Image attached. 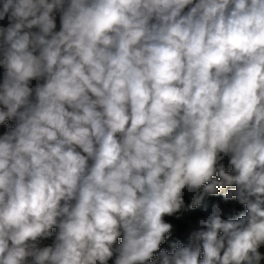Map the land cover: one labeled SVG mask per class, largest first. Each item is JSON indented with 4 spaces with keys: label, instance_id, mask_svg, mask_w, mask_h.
<instances>
[{
    "label": "clouds",
    "instance_id": "obj_1",
    "mask_svg": "<svg viewBox=\"0 0 264 264\" xmlns=\"http://www.w3.org/2000/svg\"><path fill=\"white\" fill-rule=\"evenodd\" d=\"M0 22V264H264V0Z\"/></svg>",
    "mask_w": 264,
    "mask_h": 264
},
{
    "label": "trees",
    "instance_id": "obj_2",
    "mask_svg": "<svg viewBox=\"0 0 264 264\" xmlns=\"http://www.w3.org/2000/svg\"><path fill=\"white\" fill-rule=\"evenodd\" d=\"M0 23H6V22H0ZM2 71V70H0ZM2 126L5 130L6 127L5 125H0ZM213 199H218V198H213ZM240 210L242 209V206H238ZM202 213L200 212H195V213H190V214H186L185 216H183L181 219H176L175 217L172 218H167L169 220V222L174 224V227L176 229V231L174 232V236L179 237V238H186L187 235V231H188V221L192 220L194 221L195 218H197L199 215H201Z\"/></svg>",
    "mask_w": 264,
    "mask_h": 264
},
{
    "label": "rangeland",
    "instance_id": "obj_3",
    "mask_svg": "<svg viewBox=\"0 0 264 264\" xmlns=\"http://www.w3.org/2000/svg\"><path fill=\"white\" fill-rule=\"evenodd\" d=\"M4 131L5 129L2 126H0V134H2Z\"/></svg>",
    "mask_w": 264,
    "mask_h": 264
}]
</instances>
